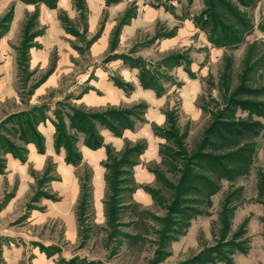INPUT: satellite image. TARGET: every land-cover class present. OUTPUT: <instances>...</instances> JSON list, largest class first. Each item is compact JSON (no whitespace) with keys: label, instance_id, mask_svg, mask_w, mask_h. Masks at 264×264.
Wrapping results in <instances>:
<instances>
[{"label":"rangeland","instance_id":"obj_1","mask_svg":"<svg viewBox=\"0 0 264 264\" xmlns=\"http://www.w3.org/2000/svg\"><path fill=\"white\" fill-rule=\"evenodd\" d=\"M0 264H264V0H0Z\"/></svg>","mask_w":264,"mask_h":264}]
</instances>
